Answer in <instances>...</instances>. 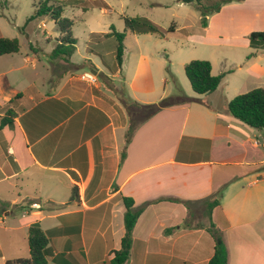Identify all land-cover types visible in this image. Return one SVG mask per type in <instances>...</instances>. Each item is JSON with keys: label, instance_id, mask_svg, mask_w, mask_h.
<instances>
[{"label": "crops", "instance_id": "obj_1", "mask_svg": "<svg viewBox=\"0 0 264 264\" xmlns=\"http://www.w3.org/2000/svg\"><path fill=\"white\" fill-rule=\"evenodd\" d=\"M227 10L236 13L226 18L229 30L254 51L220 74L243 68L237 83L259 84L242 92L262 87L257 60L264 48L251 47L248 35L264 31V0L225 4L208 16L207 27ZM72 56L66 62L49 55L48 64L36 50L0 56V120L12 121L0 130V228L39 222L45 232L61 229L49 237V264H109L125 234L123 197H130L144 209L126 264H208L215 249L211 221L222 232L228 264H264V129L235 118L228 97L220 109L204 94L191 95L200 104L194 108L167 83L158 91L151 71L139 80L141 50L131 78L122 77L124 58L121 66L102 67L85 57L80 66L89 67L95 82L69 74L79 66ZM68 65L70 71L60 69ZM225 77L208 96L225 88ZM122 80L131 101L168 104L151 116L140 113L132 126L113 90ZM76 185L80 201L69 203ZM218 196L210 219L207 200ZM22 205L21 218H9ZM7 260L0 252V264Z\"/></svg>", "mask_w": 264, "mask_h": 264}, {"label": "rangeland", "instance_id": "obj_2", "mask_svg": "<svg viewBox=\"0 0 264 264\" xmlns=\"http://www.w3.org/2000/svg\"><path fill=\"white\" fill-rule=\"evenodd\" d=\"M42 1L44 0H0V37L18 38L22 53L33 54V50H36L44 63L48 64L49 55L56 46L61 33L57 31L55 22L50 18L27 21L35 10L34 6H39ZM57 1L65 5L64 16L71 18L74 22L73 36L76 37L77 44L72 61L79 65L78 69H73V71H70V68L73 67L69 65L62 66L60 69L68 68L69 74L74 73L73 75L79 79L83 75L81 71L85 70L90 73L89 67L80 66V63L89 55L102 67L104 64L109 67H117L115 54L118 42L116 36L109 34L114 28L117 32L125 33L126 48L123 56L122 77L127 75L128 78H131L135 70L138 52L141 50L144 54V66L140 70L139 80L143 78V74L151 71L158 91H161L167 83L170 85L171 91L179 92L178 94L182 96L185 95L188 98L186 102L193 104L195 108L200 104L193 101L190 96L201 95L195 94L192 90L184 70L186 63L195 59L209 60L217 75L225 68L241 64L254 51L246 46L244 38L237 33L234 34L231 29L229 30V28H233V24L228 27L226 18L234 17L236 14L234 11L227 10L224 16H218L213 20L210 29L208 27L206 29L196 6L178 0H99L107 6L103 8L88 6L87 9H83L82 4L77 6L69 4V0ZM211 2L205 1L206 4ZM213 15L215 13L209 15V18ZM134 17L150 19L160 26L163 32L157 34L131 32L126 28L125 19ZM171 25L174 30L170 31ZM99 36L102 40L98 44L95 40ZM96 44H98L97 47ZM89 49L102 50L105 55L94 56V53H88ZM257 62L264 67V53L260 55ZM242 69L236 73L228 74V76L226 74L225 79H228V82L222 84V87L225 88H220L212 96H208L210 94L202 95V100L204 102L212 101L214 104L219 102L220 109L223 107L226 109V97L233 99L243 90H248L259 84L256 80V82L253 81L246 85L237 83L243 78ZM162 77L164 80L161 79ZM262 79H264V75ZM116 83L121 88L113 90L118 93L125 111L129 113L130 124L135 126L142 120L140 113L146 114V111L142 112L143 110L136 105L135 101H131L126 96L125 91L130 92L131 90L129 84H124L123 80ZM107 85L109 86V84ZM153 103L156 101L149 104ZM194 115L195 113L191 121H194ZM0 206L2 205L0 204ZM19 209V206H14L12 208L13 215L9 218L20 219L21 211ZM4 219L7 220V217ZM2 224L0 222V226ZM28 236L29 228L23 230L21 228L17 230L0 228L1 254H4L8 259L29 258Z\"/></svg>", "mask_w": 264, "mask_h": 264}, {"label": "trees", "instance_id": "obj_3", "mask_svg": "<svg viewBox=\"0 0 264 264\" xmlns=\"http://www.w3.org/2000/svg\"><path fill=\"white\" fill-rule=\"evenodd\" d=\"M182 3L194 4L197 10L202 16V24L204 27L208 25V16L217 13L221 10L222 6L234 1L244 0H207L212 1L210 4H206V0H178ZM69 4L74 6L80 5L83 9H87L88 6H97L99 8L106 7L105 3L94 0H69ZM67 2V3H68ZM64 6L58 3L57 0H44L39 3V6H34L35 10L33 14L27 19L36 20L43 18H50L56 24V29L61 36L57 40L56 47L50 53L51 58L63 59L66 62L70 61L71 56L76 50L77 39L73 36L74 22L71 18L64 16ZM126 28L133 33H162L163 29L156 23L146 17H134L125 19ZM113 28V26H112ZM174 30L173 25L170 27V31ZM111 35L116 36V60L119 66L123 63V56L125 51V33L117 32L114 28ZM96 37V42L99 44L102 39ZM248 39L251 47L264 48V31H252L248 35ZM98 44L95 46L97 47ZM33 49V47H31ZM21 51V44L18 38L0 37V56L5 54L19 53ZM251 55L248 56L250 58ZM186 76L188 77L191 87L196 94H208L214 92L221 84L226 73L218 75L212 74V63L209 60L195 59L185 64L184 67ZM12 102V101H10ZM140 109L146 111L147 116L155 114L161 107L167 105V100L163 99L159 103L153 104H140L135 102ZM229 112L237 119L244 123L258 129H264V86L254 88L248 92L238 94L228 104ZM11 111V110H10ZM9 112V111H8ZM8 114V113H7ZM12 123L10 118L4 117L0 122V130L3 126ZM80 201L79 187L76 185L72 189L69 203ZM67 202V203H68ZM123 202L126 208L124 214L125 234L121 241V247L114 251V257L109 260V264H126L131 255V248L133 244V230L137 223V220L142 213L144 206L139 208L135 207L134 200L130 197H123ZM187 206H190V202H185ZM219 204V196L213 199L207 200L208 216L211 219L212 210ZM21 209H25L26 206H20ZM2 210V206H0ZM26 210V209H25ZM27 211V210H26ZM207 230L210 232L215 240L214 255L208 264H228V251L225 245L222 232L211 221L207 226ZM62 230L54 228L45 232L39 222H33L29 226V248L30 257L8 259L5 264H49L50 246L49 237L61 233Z\"/></svg>", "mask_w": 264, "mask_h": 264}, {"label": "built area", "instance_id": "obj_4", "mask_svg": "<svg viewBox=\"0 0 264 264\" xmlns=\"http://www.w3.org/2000/svg\"><path fill=\"white\" fill-rule=\"evenodd\" d=\"M82 80H85L87 82H95L96 78L92 73H86L81 76Z\"/></svg>", "mask_w": 264, "mask_h": 264}]
</instances>
